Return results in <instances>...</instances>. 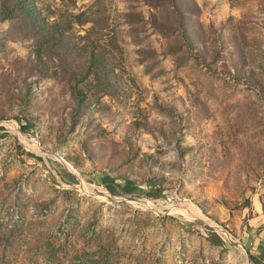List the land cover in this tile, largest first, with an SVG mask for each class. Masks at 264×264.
I'll use <instances>...</instances> for the list:
<instances>
[{
	"label": "rangeland",
	"instance_id": "obj_1",
	"mask_svg": "<svg viewBox=\"0 0 264 264\" xmlns=\"http://www.w3.org/2000/svg\"><path fill=\"white\" fill-rule=\"evenodd\" d=\"M250 257L264 0H0V264Z\"/></svg>",
	"mask_w": 264,
	"mask_h": 264
},
{
	"label": "trees",
	"instance_id": "obj_2",
	"mask_svg": "<svg viewBox=\"0 0 264 264\" xmlns=\"http://www.w3.org/2000/svg\"><path fill=\"white\" fill-rule=\"evenodd\" d=\"M106 179H108V177H106L104 180H105V182H108ZM125 188H127V191H129V190H131V188H133V183L132 182H130V181H126L125 182ZM212 242V241H211ZM213 244H215L214 242H213ZM263 254V253H262ZM261 254V255H262ZM250 260H251V262H253L254 264H262V263H260L258 260L259 259H256V258H254V257H250Z\"/></svg>",
	"mask_w": 264,
	"mask_h": 264
}]
</instances>
